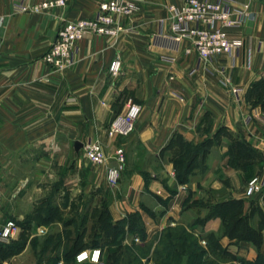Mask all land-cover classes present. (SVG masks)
I'll return each mask as SVG.
<instances>
[{
    "label": "crops",
    "instance_id": "1",
    "mask_svg": "<svg viewBox=\"0 0 264 264\" xmlns=\"http://www.w3.org/2000/svg\"><path fill=\"white\" fill-rule=\"evenodd\" d=\"M39 1L24 0L29 10L20 11L13 0H0V225L10 219L19 226L11 242L28 238L22 252L0 264H21L36 237L52 243L42 247L44 260L33 264H48L56 256L57 264H65V234L75 236L73 223L88 220L92 208H102L112 224L124 222V236L150 245L149 255L165 228L182 225L196 236L213 232L229 253L255 260L253 242L224 235L219 218L202 227L196 220L206 214L204 205L229 198L244 200L243 215L251 205L264 210V195L243 193L258 164L234 168L227 155L232 139H244L262 153L264 170V127L255 115L264 109L246 100L251 83L264 78V0H236L238 8L248 7L250 18L228 31L241 40L235 57L220 54L200 63L195 51H184L186 43L164 37L165 6L181 0H142L130 17H115L125 31L116 37H84L74 63L61 71L46 64L43 54L63 21L93 17L100 0H67L63 7L31 11ZM115 58L120 68L112 75ZM231 88L238 89V100ZM129 99L142 105L133 132L108 136L111 119ZM94 139L104 147L102 164L84 153V145ZM207 140V151L195 158L200 166L187 182L177 181L172 159L179 141L198 146ZM76 141L80 147L75 148ZM118 146L125 161L111 185L107 170L116 165ZM132 216L143 238L129 233ZM257 220H251L253 227ZM90 234L99 235V229ZM58 235L62 239L55 246ZM87 237L83 243H89ZM199 240L205 248V240ZM91 248L105 250L85 245L79 252ZM259 250L264 257V231Z\"/></svg>",
    "mask_w": 264,
    "mask_h": 264
},
{
    "label": "built area",
    "instance_id": "2",
    "mask_svg": "<svg viewBox=\"0 0 264 264\" xmlns=\"http://www.w3.org/2000/svg\"><path fill=\"white\" fill-rule=\"evenodd\" d=\"M67 0H42L31 6L33 12H40L53 7L65 6ZM15 8L28 11L24 0H13ZM142 0H100L93 17L63 21L58 27L56 36L42 56V60L56 71L71 66L75 61L77 44L86 36L116 37L126 28L116 20V16L130 17L138 9ZM166 17L161 19V26L166 24L164 37L177 44L186 43L185 52L195 51L200 63H206L212 57L226 54L229 57L238 55L241 40L230 37L231 28L240 27L250 18V12L236 6V0H181L178 4L165 6ZM162 34V33H160ZM120 61L115 58L110 64V72L116 75ZM229 77L227 78V82ZM236 100L239 99L237 88H231ZM142 111V105L132 99L126 102L122 113L113 117L107 127L110 137H126L134 130L135 123ZM264 127V113L255 114ZM250 116L247 117V120ZM88 160L102 164L106 155L102 143L90 140L84 145ZM116 165L107 170V180L111 185L118 181L119 172L123 169L124 150L118 146L114 150ZM182 189L183 185L180 186ZM246 197L264 195V171L251 176L243 191ZM39 231H41L39 229ZM19 232V226L8 219L0 225V244H8ZM138 240L137 238L133 239ZM201 242L204 243L203 240ZM101 251L91 248L78 252L75 260L78 263L89 261L100 263Z\"/></svg>",
    "mask_w": 264,
    "mask_h": 264
},
{
    "label": "trees",
    "instance_id": "3",
    "mask_svg": "<svg viewBox=\"0 0 264 264\" xmlns=\"http://www.w3.org/2000/svg\"><path fill=\"white\" fill-rule=\"evenodd\" d=\"M246 100L253 104H260L264 109V78H260L251 83L246 92ZM180 149L172 159L173 167L175 169V176L180 183L187 182L188 176L192 171L200 166L196 158L199 153L207 151L208 143L204 141L198 146H192L188 142L179 141ZM228 163L234 168L246 170L248 165L262 164L263 156L260 151L251 146L246 140L241 138H234L230 141L227 149ZM207 209L203 217H199L196 223L202 227L206 221L212 218H219L222 223V233L230 238L244 239L253 242L257 248V257L255 260H247L245 258H237L229 253L226 248L222 247L218 236L213 232L203 233L196 236L193 232L188 231L182 225L165 228L149 255L150 245H139L143 248V258L146 257L147 264L149 260L152 264H233V261H238L239 264H264V257L260 252L262 243V231H264V210L259 206L251 205L246 213L243 215L244 200L240 198H229L227 200L218 201L204 205ZM53 215V214H52ZM101 216L104 217V223H100ZM257 216V224L255 227L251 224V220ZM96 227L99 232L104 235H94L91 237L89 243H83V231H77L73 238L70 248H66L63 253L65 264H75V255L85 245L100 246V239L106 237V248H120L115 257L110 259L106 257L104 264H120V253L123 249H127L126 245L122 244V238L125 234V224L122 221H117L115 224L108 219L102 212ZM127 229L131 234H137L143 238V228L136 217L132 216L128 222ZM107 232H106V231ZM23 237V239H22ZM71 231H67L65 238L69 242ZM116 238V243L109 244ZM61 235L56 236L55 246H59L61 242ZM199 239H204L206 247L199 244ZM25 238L20 236L19 241L10 242L6 245L0 244V260L7 258L13 252L21 250L24 246ZM116 249L110 252H116ZM109 252V253H110ZM118 254V255H117ZM58 256L49 259L48 264H57ZM112 258V259H111ZM125 264V263H124ZM126 264L128 262L126 261Z\"/></svg>",
    "mask_w": 264,
    "mask_h": 264
},
{
    "label": "rangeland",
    "instance_id": "4",
    "mask_svg": "<svg viewBox=\"0 0 264 264\" xmlns=\"http://www.w3.org/2000/svg\"><path fill=\"white\" fill-rule=\"evenodd\" d=\"M262 171H264V170H262V164L260 163V164H258L256 166L255 171H254V173L251 176L256 175V174H259ZM245 185H246V183H245ZM89 212L90 213H89V216H88L89 217L88 220L86 219L83 222L75 221L73 223V225H72V229H73L72 231H73V233L75 234V232L78 231L77 229H80V230L82 229V231L84 232V237L88 236L86 238L87 240H90L91 237H92L90 233H92L93 231H95V229H98V227H96L97 226L96 225V221H98V220H96V219H98V217H100V215L102 214V208H95V209L92 208L91 211H89ZM101 219L102 220L100 221V223H104V217L101 216ZM100 235H102V234L100 233L99 234V237H101ZM102 236H104V235H102ZM40 237H41V234H40ZM24 238L27 241L28 238L26 236H24ZM36 238H38V237H36ZM36 238H34L35 240L31 241L33 247H31V248L28 247L29 250L26 251V253H25L24 256H22L23 259L21 261H23V262H21V264H33L36 261L40 262V261L44 260V258L46 257V254L42 252V250H43L42 247H44V246L47 245V243H48L47 241H50L51 243H52V241L51 240H47L46 237L45 238H42V239H36ZM73 238H74V235H72L70 237L69 242L66 241L64 243V249L71 247V244L73 242ZM124 238L127 239V242H124V245L127 246V249H123L122 252L120 253V256H121L120 259L122 260L121 261L122 263H120V264H124V263L126 264V261L128 262V264H143V248L138 247L139 246L138 243L134 242V240L131 237H127L125 235ZM22 239H23V237H22ZM117 239L118 238H116L114 241L112 240V242H110L109 244L116 243ZM31 242H30V244H31ZM99 242H100V247H102L103 250L105 248V250L102 251L100 249V251H101V254H100V263H93V264H104V261L106 260V257L108 259H110L108 256L110 255V257H111L113 255L112 258H114L115 255H116V253H118V250L120 249V248H117V247L110 248L111 246L108 247V248L104 247V244L107 243L106 242V237H103L102 239H100ZM199 244L200 245H203V242H201V240H199ZM31 249L34 252H32ZM113 249H116L117 251L115 253L114 252L111 253L110 250H113ZM23 250H24V248L21 249V252ZM7 258H9V256ZM77 263L78 262H76L75 264H77ZM151 263H152V261H151ZM151 263L148 262L147 264H151Z\"/></svg>",
    "mask_w": 264,
    "mask_h": 264
},
{
    "label": "water",
    "instance_id": "5",
    "mask_svg": "<svg viewBox=\"0 0 264 264\" xmlns=\"http://www.w3.org/2000/svg\"><path fill=\"white\" fill-rule=\"evenodd\" d=\"M81 143H79L78 141L75 142V148L80 147Z\"/></svg>",
    "mask_w": 264,
    "mask_h": 264
}]
</instances>
